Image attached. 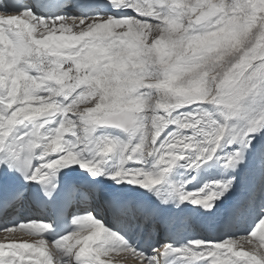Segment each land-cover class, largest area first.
Here are the masks:
<instances>
[{"label": "snow or ice", "instance_id": "6c2138e0", "mask_svg": "<svg viewBox=\"0 0 264 264\" xmlns=\"http://www.w3.org/2000/svg\"><path fill=\"white\" fill-rule=\"evenodd\" d=\"M0 221V264H264V0H0Z\"/></svg>", "mask_w": 264, "mask_h": 264}, {"label": "bare ground", "instance_id": "6f19581e", "mask_svg": "<svg viewBox=\"0 0 264 264\" xmlns=\"http://www.w3.org/2000/svg\"><path fill=\"white\" fill-rule=\"evenodd\" d=\"M189 207L191 206L189 205ZM214 225L215 224L211 220L205 219L204 221L196 223L194 226V230L189 232L188 234L189 235H205V236L214 237V232L216 231V227H214ZM220 236L216 238H219ZM113 264H117V261H113ZM119 264H124V261L122 260L119 261Z\"/></svg>", "mask_w": 264, "mask_h": 264}]
</instances>
